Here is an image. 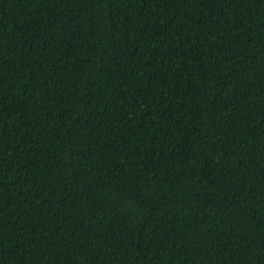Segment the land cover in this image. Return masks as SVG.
I'll list each match as a JSON object with an SVG mask.
<instances>
[{
  "label": "trees",
  "instance_id": "trees-1",
  "mask_svg": "<svg viewBox=\"0 0 264 264\" xmlns=\"http://www.w3.org/2000/svg\"><path fill=\"white\" fill-rule=\"evenodd\" d=\"M0 264H264V0H0Z\"/></svg>",
  "mask_w": 264,
  "mask_h": 264
}]
</instances>
